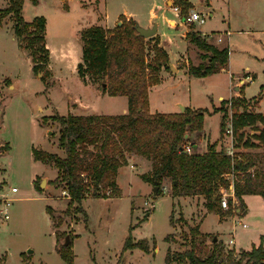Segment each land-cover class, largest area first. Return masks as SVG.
<instances>
[{
	"label": "rangeland",
	"instance_id": "1",
	"mask_svg": "<svg viewBox=\"0 0 264 264\" xmlns=\"http://www.w3.org/2000/svg\"><path fill=\"white\" fill-rule=\"evenodd\" d=\"M23 1L26 22L39 16L46 18L53 74L44 80L34 73L26 40L15 36L12 16L4 18L0 27V210L4 197L11 202L10 217L3 220L0 214V264H70L63 253L73 254V264H167V246L173 253L184 252L196 239V244L209 254L216 235L228 250L226 244L233 231L235 239L248 244L252 233L238 223H248L249 218L230 216L237 213L235 208L241 209L239 201L225 209L230 211L225 220L215 212H207L206 200L201 197L173 198L168 180L157 195L154 186L141 177L150 169L149 163L137 156L122 166L117 177V195H89L83 199L88 214L85 217L65 187L54 183L59 174L55 164L36 160L33 149L66 157L59 145L60 124L55 115L128 112L126 96L104 93L101 81L89 80L84 84L77 65L83 57L84 29L107 23L111 27L116 25L112 30L117 31L129 20L126 15L130 13L141 27L154 14L159 21L165 17L176 19L178 24L183 22L180 26L171 21L162 28L169 38H174L169 50L175 64L169 61L168 69L161 70L158 83L151 86L149 111L179 113V103L185 110H206L204 128L189 130V137H185L198 144L197 153L207 151L208 141H218L219 149L228 150L233 145L235 152H264L262 147H242L260 125L242 130L243 140L221 131L223 118L227 127L235 112L247 109L264 113V0H189L191 6L186 9L181 4L184 0H37V4ZM173 5L180 7V13L172 10ZM9 6V0H0V10ZM193 10L205 13L203 25L182 21ZM210 11L215 13L214 17ZM182 29L200 34L210 47L228 48L225 69L204 77L193 76L190 65L209 63L214 52L190 42L187 34L183 38ZM153 38H146L150 60L157 42L168 50L160 32ZM97 93L106 96L102 98ZM13 187L18 192L14 193ZM146 201L156 207L151 208ZM48 207L55 217L62 219L59 228H54ZM259 213L263 220L262 207L255 210V215ZM197 225L202 234L195 237L192 229ZM57 230L62 233L59 240L55 237ZM67 235L71 237L69 248L65 246ZM129 237L133 243L148 239L150 253L139 248L124 250ZM233 250L239 258L244 249L234 246ZM173 263L189 264L186 260Z\"/></svg>",
	"mask_w": 264,
	"mask_h": 264
},
{
	"label": "trees",
	"instance_id": "2",
	"mask_svg": "<svg viewBox=\"0 0 264 264\" xmlns=\"http://www.w3.org/2000/svg\"><path fill=\"white\" fill-rule=\"evenodd\" d=\"M31 1L38 3L37 0ZM9 2L8 8L0 10V27L4 18L12 16L15 36L26 40L34 73L42 74V79L47 80L53 70L50 66L52 52L47 46L46 18L39 16L32 22H26L22 15L24 1ZM181 4L185 9L191 6L189 0ZM138 26L136 20L129 19L117 31L108 30L102 25L84 29L81 32L83 57L77 65L79 77L84 84L89 80L93 83L101 81L104 93L126 96L128 112L121 115H55L54 118L60 124L59 145L66 157L34 148L35 159L55 164L59 174L54 183L65 187L71 200L78 204L77 210L83 212L85 217L87 213L83 199L89 195H117L119 172L133 156H140L150 163V170L141 177L154 186L157 195L162 193L163 184L168 180L173 198L201 197L206 200L207 212H215L221 218L230 214V211L222 208V190L233 193L241 209L245 206L244 195H260L264 198V152L230 154L226 148H218V141H208L205 153L188 154L184 149L188 144L186 134L189 130L199 131L204 128L206 110L198 111L188 107L179 113L149 111L150 88L160 80L161 70L168 69L169 55L157 42L153 46L155 55L150 60L147 39L140 35ZM187 38L201 49L209 48L214 52L209 63L190 65L189 72L193 76L212 75L226 67L230 54L228 48L218 50L210 47L200 34L193 31L187 33ZM233 114L234 138L243 140L245 134L242 130L261 126L244 141L242 147L264 148V113L243 109ZM225 120L223 118L222 133L226 130ZM48 213L54 228H59L62 219L55 217L51 207H48ZM171 218L173 224V214ZM192 232L195 237L198 233L202 234L198 225ZM61 235L57 230V240ZM215 236L209 254H205L204 247L198 246L195 239L191 248L184 252L173 253L168 249L166 263L186 260L189 264H264L263 242L259 246L244 249L238 258L235 252L225 250L219 239L214 241ZM70 244L65 246L69 248ZM130 248L148 252V240L141 239L133 243L132 237H129L124 250ZM63 255L73 264L72 253Z\"/></svg>",
	"mask_w": 264,
	"mask_h": 264
},
{
	"label": "crops",
	"instance_id": "3",
	"mask_svg": "<svg viewBox=\"0 0 264 264\" xmlns=\"http://www.w3.org/2000/svg\"><path fill=\"white\" fill-rule=\"evenodd\" d=\"M168 1L169 0H167V3H168ZM211 5L209 4L208 5V7H210ZM172 10L174 11V9L172 8ZM193 11H196V10H193ZM176 14H178L176 11H174ZM196 12H201V13H203L201 10H198V11H196ZM209 14H210V16H212V17H214V15H215V13H213V12H209ZM129 19H134V20H136L139 24H141L140 23V21L138 20V19H135V16H133V15H131L130 13H128L127 15H126ZM159 19V16L158 15H156V14H154V16H152L148 21H145V23L143 24V26H144V28H150V27H152V25H154V24H157V26H158V30H157V32H160V35L162 36V38H163V40H162V42L164 43V41L166 42V44L165 45H167V46H165V48L166 49H168L167 51L169 52V56L171 55V52H170V48H172V43H173V41H174V38L173 37H171V38H169V35H168V33L166 32V31H163L162 30V28H163V26L164 25H169L170 23H171V21H174L177 25H180V26H182V23L183 22H181V24H178V22H177V20L176 19H174V18H169V19H167V18H165V17H163L162 19H161V21H159L158 20ZM118 20H119V18H118ZM182 21H185V19H184V17H183V19H182ZM118 22V21H117ZM117 24V23H116ZM104 25V27L105 28H107L108 30H112V29H114V27L116 26V25H114L113 27H111V26H109L107 23H105V24H103ZM161 26V30H159V27ZM180 28V27H179ZM184 29H182V31H183ZM201 30V29H200ZM202 31V30H201ZM184 33H183V38L185 37L186 38V34H187V30L185 31H183ZM202 32H204V31H202ZM221 32V31H220ZM220 32H218V31H215L214 33H218V34H220ZM205 33V32H204ZM209 33V32H208ZM213 33V32H212ZM165 39V40H164ZM175 44V43H174ZM50 52H51V49H50ZM169 61H170V63L171 64H175V63H172V60H171V56L169 57ZM225 68H223L222 70H224ZM151 93V92H150ZM98 94V93H97ZM98 96L99 97H105L106 95H103V96H101L100 94H98ZM179 105H181L180 103H179ZM159 109V108H158ZM156 112V111H155ZM158 112H162V113H172V112H176V110H173L172 112H163V111H158ZM87 113H90V114H94V113H91V112H87ZM74 115H78V114H74ZM197 146H198V144H197ZM246 151L248 152L249 150L248 149H246ZM263 151H264V149H263ZM250 152V151H249ZM55 153V152H54ZM140 157V156H139ZM131 159V158H130ZM140 160H145V159H143V158H141L140 157ZM130 161V160H129ZM146 161V160H145ZM130 162H132V160L130 161ZM129 162V163H130ZM148 162V161H147ZM128 163V164H129ZM149 163V162H148ZM149 166H150V163H149ZM151 168V167H150ZM150 170V169H149ZM148 170V171H149ZM147 171V172H148ZM36 179V178H35ZM119 189H120V186H119ZM185 197V196H184ZM177 198H179V197H177ZM181 198V197H180ZM243 198L245 199V210L244 211H242V209H237L236 211H237V213H235V214H233V215H230V216H235L236 218L237 217H239V216H244V217H246V218H249L248 219V227L247 228H249L250 229V232L252 233L251 234V240H249V242H248V244H245L246 242H245V240H240L239 238L238 239H236L235 240V246L236 247H239V248H241V249H250L252 246H259L260 245V243L261 242H263V244H264V225H263V220H262V218H263V215H261L260 213L258 214V215H255V210L257 209V208H259V207H262L263 209H264V198L262 197V196H258V195H244L243 196ZM238 211H240V213L242 212V214H239V212ZM88 215V214H87ZM230 216H226V218H225V220L228 218V217H230ZM244 230V229H243ZM79 235V234H78ZM148 240V239H147ZM166 242H168L167 240H166ZM135 243H137V242H135ZM148 243H149V240H148ZM170 248V246H167V248H166V252L168 251V249ZM158 251V250H157ZM147 253H150V252H147ZM168 253V252H167ZM167 253H166V256H167ZM172 264H174V263H172Z\"/></svg>",
	"mask_w": 264,
	"mask_h": 264
},
{
	"label": "built area",
	"instance_id": "4",
	"mask_svg": "<svg viewBox=\"0 0 264 264\" xmlns=\"http://www.w3.org/2000/svg\"><path fill=\"white\" fill-rule=\"evenodd\" d=\"M172 8L174 9V11H176L177 13H180V7L179 6H175L173 5ZM206 21V16H205V13H201V12H196V11H191L188 13V15L186 16V19H185V22H189V23H196V24H199V25H203V23H205ZM226 134L231 136L232 138H234V131H233V123H232V118L229 120L228 122V125L226 127ZM187 138L189 137V135L186 136ZM195 145L196 144H193V142H188V144L185 145V150L188 154L190 153H196L197 152V149H195ZM228 152L230 154H234L235 153V150L233 148V145L231 148L228 149ZM132 167H134L132 165ZM13 192L16 193L18 192V188H15L13 187ZM165 192H168V189L166 188L165 189ZM233 199L232 201L234 202V204H238V199H236V197L234 196L233 193L227 191V190H222V202H221V205H222V208L223 210L225 209H229L231 208V202L230 200ZM3 208L0 210V214H1V217L3 220L5 219H8L10 217V213H9V207H10V202H11V199L9 197H4L3 199ZM146 204L149 205L151 208H155L156 205L155 203H152L150 204L149 201H146ZM235 210H237L235 208ZM239 225L242 226V228H247L248 227V224L246 222H239L238 223ZM231 235H233V237L229 240V242L226 244L228 251H233V248L235 246V233L234 231L231 232Z\"/></svg>",
	"mask_w": 264,
	"mask_h": 264
},
{
	"label": "water",
	"instance_id": "5",
	"mask_svg": "<svg viewBox=\"0 0 264 264\" xmlns=\"http://www.w3.org/2000/svg\"><path fill=\"white\" fill-rule=\"evenodd\" d=\"M137 30H138V32L140 33L141 36H143L145 38H152V36H154V35H156L158 33L157 32L158 26H157V24H154L152 26V28H144V27H141L139 25L137 27ZM39 75L41 76L42 74H39ZM180 108H181V112H184L186 107L184 105H180ZM195 149H197V145H195ZM43 183H44V181H43ZM43 183H42V185H43ZM157 190H158V187L156 188V191ZM218 239L219 238L217 236L214 237V241H218ZM70 242H71V237L69 235H67L65 244L69 245Z\"/></svg>",
	"mask_w": 264,
	"mask_h": 264
}]
</instances>
